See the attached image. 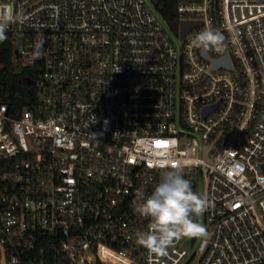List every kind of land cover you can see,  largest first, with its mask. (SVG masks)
Masks as SVG:
<instances>
[{
  "label": "built area",
  "instance_id": "1",
  "mask_svg": "<svg viewBox=\"0 0 264 264\" xmlns=\"http://www.w3.org/2000/svg\"><path fill=\"white\" fill-rule=\"evenodd\" d=\"M0 11L19 18L15 61L36 68L34 105L0 102L1 264H264V0H177L174 26L152 0ZM209 27L222 48L196 46ZM177 160L209 200L208 235L161 256L135 207Z\"/></svg>",
  "mask_w": 264,
  "mask_h": 264
},
{
  "label": "clouds",
  "instance_id": "2",
  "mask_svg": "<svg viewBox=\"0 0 264 264\" xmlns=\"http://www.w3.org/2000/svg\"><path fill=\"white\" fill-rule=\"evenodd\" d=\"M19 18L11 11H0V41L6 39V30ZM225 37L211 27L200 32L196 46L220 49ZM41 45L37 44L39 51ZM161 180L146 199L138 193L135 211L150 218L148 231L137 234L140 244L158 255H165L174 240L181 238H205L208 234L205 226L197 219L208 208L209 200L193 192L191 182L184 177L183 161L174 165L163 164Z\"/></svg>",
  "mask_w": 264,
  "mask_h": 264
},
{
  "label": "trees",
  "instance_id": "3",
  "mask_svg": "<svg viewBox=\"0 0 264 264\" xmlns=\"http://www.w3.org/2000/svg\"><path fill=\"white\" fill-rule=\"evenodd\" d=\"M152 1L168 25L174 26L177 20V0ZM14 48V36L6 33V39L0 41V102L6 103L10 112H18L36 103V68L18 64L14 59ZM31 258L33 257H21L17 264H27Z\"/></svg>",
  "mask_w": 264,
  "mask_h": 264
},
{
  "label": "water",
  "instance_id": "4",
  "mask_svg": "<svg viewBox=\"0 0 264 264\" xmlns=\"http://www.w3.org/2000/svg\"><path fill=\"white\" fill-rule=\"evenodd\" d=\"M193 24H195V22H193V21H182V22L180 23V34L183 35L184 32H185L189 27H191ZM221 62H222L223 64L227 65L228 67H231V63H230V61H229V59H228L227 56H225V58H224L222 61H220V60H215V61L213 62V65L216 66V65L220 64Z\"/></svg>",
  "mask_w": 264,
  "mask_h": 264
},
{
  "label": "rangeland",
  "instance_id": "5",
  "mask_svg": "<svg viewBox=\"0 0 264 264\" xmlns=\"http://www.w3.org/2000/svg\"><path fill=\"white\" fill-rule=\"evenodd\" d=\"M189 264H196V260H192Z\"/></svg>",
  "mask_w": 264,
  "mask_h": 264
}]
</instances>
